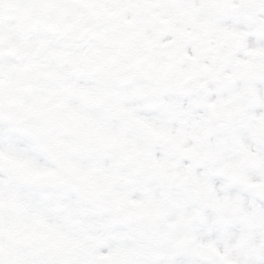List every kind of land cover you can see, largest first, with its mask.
<instances>
[{"label":"snow or ice","instance_id":"snow-or-ice-1","mask_svg":"<svg viewBox=\"0 0 264 264\" xmlns=\"http://www.w3.org/2000/svg\"><path fill=\"white\" fill-rule=\"evenodd\" d=\"M0 264H264V0H0Z\"/></svg>","mask_w":264,"mask_h":264}]
</instances>
